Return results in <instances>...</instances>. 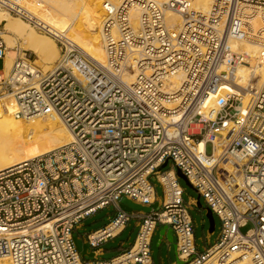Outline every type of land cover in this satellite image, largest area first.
I'll list each match as a JSON object with an SVG mask.
<instances>
[{"label":"built area","instance_id":"obj_1","mask_svg":"<svg viewBox=\"0 0 264 264\" xmlns=\"http://www.w3.org/2000/svg\"><path fill=\"white\" fill-rule=\"evenodd\" d=\"M242 4L264 8V0H212L206 12L189 0H104L101 61L51 31L28 0H0V10L52 36L62 59L43 70L0 32V98L16 119L53 113L71 134L66 144L0 170V256L10 264H150L152 235L167 225L182 264H264V81L243 88L246 102L230 94L208 104L249 58L230 43L264 33V26L253 29ZM166 11L182 23L168 25ZM261 42L257 58L264 61ZM10 49L16 56L5 71ZM177 170L219 218L218 238L204 251L196 249ZM151 175L162 187V206L140 216L130 247L109 259L82 256L76 227L113 205L115 215L83 239L98 248L117 236L136 216L120 205L122 197L154 201Z\"/></svg>","mask_w":264,"mask_h":264},{"label":"bare ground","instance_id":"obj_2","mask_svg":"<svg viewBox=\"0 0 264 264\" xmlns=\"http://www.w3.org/2000/svg\"><path fill=\"white\" fill-rule=\"evenodd\" d=\"M50 1L54 2L55 5H50L47 8L44 6L43 0H28V9L46 23L51 31L56 34H62L65 39L77 44L90 55L102 61L104 59V46L100 30L102 18L100 19L99 15V1ZM84 1L88 4H85ZM110 1L118 4L122 0ZM156 1L166 2L168 0ZM189 1L191 8L194 10L206 12L212 0ZM241 7L244 12L253 16L252 27L254 30L264 26L263 7L251 4H242ZM136 15L137 12L132 13L131 20L133 25H136ZM0 22H4L6 28V32H3L4 35L2 36L11 47L18 46L23 48L27 43L29 44L30 41L35 40L37 32L24 20L13 19L6 11L0 10ZM166 22L170 26L180 25L182 18L177 13L166 11ZM71 27L72 29H70ZM17 37L18 39L21 38V43L16 40ZM260 37L262 38H254L247 41L234 40L230 43L232 49L246 52L249 58L246 63L236 66L235 78L231 85H222L216 93L210 96L209 105H213L218 98L230 94L240 95L246 102L248 95L245 94L246 91L243 88L247 85L261 86L264 81V61L257 58V56L261 50V41H264V33ZM41 43L31 52L36 57H39L43 51L46 52L42 58V64H50L48 70H52L55 68L57 60H62L61 56H59V51L55 42L50 41L47 37L43 38ZM14 58V56H6L5 71L9 69ZM132 78V74H129L125 79L130 82ZM2 101L0 100V170L66 144L71 140L70 132L55 114L52 113L44 117H37L38 119L33 118L29 121H24L16 119L10 114L13 106H11L9 101L5 100V103H2ZM4 104L8 106V109H6ZM34 119L36 120L33 121ZM50 123L53 125H50ZM199 146L203 148L204 142H200ZM219 151V149L216 150L215 155ZM220 168H222V164ZM0 264H10L9 258L1 255Z\"/></svg>","mask_w":264,"mask_h":264},{"label":"rangeland","instance_id":"obj_3","mask_svg":"<svg viewBox=\"0 0 264 264\" xmlns=\"http://www.w3.org/2000/svg\"><path fill=\"white\" fill-rule=\"evenodd\" d=\"M99 1V15H100V19L103 18L102 17V8H101V3L102 1L104 0H98ZM112 1H115V0H112ZM45 4H44V3ZM43 4L44 6H46L47 8L50 6V5H55L54 2L50 1V0H46L44 1L43 0ZM89 2V1H87ZM49 3V4H48ZM85 4H88L86 3V1H84ZM84 5V4H82ZM11 18H15V19H20L18 17H15V16H11ZM102 20V19H101ZM27 23V22H26ZM29 25V24H28ZM31 26V25H30ZM32 27V26H31ZM36 32H37V35L35 37V40L34 41H30V43L26 44L25 46H23L22 49H26V50H34L36 49L37 46L41 45L42 41H43V38L47 37L50 39V41H54L55 44H56V48L57 50L59 51V56H60V49H59V43L56 42L52 36L50 35H47L45 34L44 32L42 31H39L37 30L36 28L32 27ZM72 29V27L70 28ZM0 32H1V35H4L3 32H6V28H5V25H4V22H0ZM3 37V36H2ZM4 38V37H3ZM20 39V40H19ZM18 37L16 38V40H18L19 43L22 42L21 38ZM5 40V38H4ZM88 40V39H87ZM6 41V40H5ZM7 43V42H6ZM7 46L8 47H11L8 43H7ZM13 48V47H11ZM87 49V47H85ZM88 50V49H87ZM89 51V50H88ZM46 54V52L43 51L42 54L39 55V57H36V55L34 53H32V58L35 59V63L38 64L43 70H48L49 69V66L50 64L46 63V64H42V58L43 56ZM7 56H16V51L10 49L8 52H7ZM14 60V59H13ZM45 65V66H44ZM3 66V61L2 59H0V69L2 68ZM0 100L2 101V103H5V99H1ZM5 106V104H4ZM6 109H8V106H5ZM10 114L12 115L11 111H10ZM13 116V115H12ZM38 119V118H36ZM36 119H34L33 121H35ZM50 125H53L50 123ZM207 152H210V146L207 147ZM170 166V163H168L166 166H164V169L166 168H169ZM236 169V168H235ZM233 171V177H237L238 175V171L237 169ZM150 182L154 185L155 187V190L157 192V194H162V187L161 185L156 181V178L151 175L150 176ZM178 184L181 186V188L183 189V192H182V197H183V200L184 201H187L190 197H193V198H197L198 194L197 192L195 191V189L190 186L184 179L178 177ZM201 204H202V207H205V204H204V200L202 198H199ZM125 202L128 203V205L130 207H132L133 209H141V210H145V211H149L150 209L149 208H144L142 206H140L139 204H135L132 201H127L125 200ZM111 210V207H106L102 210H99L97 213H95L94 215L92 216H89L88 218H86L84 220V224H85V229L86 230H93L101 225H103L106 221H107V215H108V212ZM189 214L192 218V222H193V232H194V235H195V238L197 239V243L199 245H203V241H202V238L203 236L206 234V232H208V229H209V221L205 215V210L202 209V208H198L197 206L196 207H190L189 208ZM213 218H214V230L211 234V237H210V241L211 243L215 242V239H216V236L218 234V231L220 229V221H219V218L213 214ZM251 227V224L248 223L246 226L242 227L241 228V231L242 232H245L246 230H248L249 228ZM121 238L125 239V236H121ZM78 243H81L80 240H78ZM152 251H153V256L154 258L158 261V258L159 256H163L164 258V261L166 264H169L170 262H172L173 260H176V256H175V250H174V241L171 242V248L169 251L166 250V248H160L158 245H157V239L156 237L153 239L152 241ZM110 255V254H109ZM105 257H108V255H106Z\"/></svg>","mask_w":264,"mask_h":264},{"label":"crops","instance_id":"obj_4","mask_svg":"<svg viewBox=\"0 0 264 264\" xmlns=\"http://www.w3.org/2000/svg\"><path fill=\"white\" fill-rule=\"evenodd\" d=\"M125 200L132 201V200L126 198V197H122L119 203H122L124 205L129 206L128 203L125 202ZM162 202H163L162 194H157V193L155 195L154 201L151 204H140V203L134 202L135 204H139L140 206H142L144 208H149L150 210L149 211H145V210H141V209L138 210V209H133L132 207L129 206L131 208L129 211L134 212L136 216H133L132 218H130V220L126 223L124 229L117 236H115L114 238H111V239L103 242L98 248H92L89 245H87V252L88 253L92 252L93 255L92 256H86L85 255L84 257L87 258V259L88 258L109 259V258H112L113 256H116L119 253L125 251L126 249H128L130 247V245L132 244L135 236H136V233H137V230H138V226H139V223H140V216L142 214L149 213L152 209H155V210L160 209L161 206H162ZM185 202L187 204L188 209L190 207H196L197 206L196 205L197 198L190 197ZM107 207H111V210L108 212L107 221L105 223H107L110 220V218H112L115 215V213H116L115 206L109 205ZM103 225H101V226H103ZM101 226H99V227H101ZM163 226L164 225H157V227H156V229H155V231H154V233L152 235L151 244H150V251H151V263L150 264H166L165 261H164L163 256H161V255L159 256L158 261H157L154 258L153 251H152V241H153V239L155 237L157 239V245L160 248H162V249L166 248L167 251H169L170 248H171V241L167 237L166 233H163L162 235H159V231L163 228ZM88 231H91V230H86L85 229L84 220L74 230V236L76 237L77 243H78V240L81 241V243H78L79 245H82L83 243H85V240L83 239V234L88 232ZM212 232L213 231H210L208 229V232H206V234L203 236V238H202L203 245H199L197 243V239L195 238L196 249L198 251H204L206 248H208L210 245H212L214 243V242L211 243V241H210V237H211ZM219 232H220V229L218 231L216 239L218 238ZM171 234H172V241H174V250H175L176 260H173L169 264H182L181 261L177 257L176 243H175V241H176L175 234H174L173 231H171ZM123 235L125 236V239L121 238V236H123ZM216 239H215V241H216ZM106 255H108V257H105Z\"/></svg>","mask_w":264,"mask_h":264},{"label":"water","instance_id":"obj_5","mask_svg":"<svg viewBox=\"0 0 264 264\" xmlns=\"http://www.w3.org/2000/svg\"><path fill=\"white\" fill-rule=\"evenodd\" d=\"M166 164H167V160L161 165V167H164V166H166ZM177 176L178 177H180V178H182V179H184L190 186H192L189 182H188V180L186 179V177L179 171V170H177ZM199 195L197 196V202H196V205L199 207V208H202V209H204L205 210V215H206V217H207V219H208V221H209V230L210 231H213V229H214V218H213V213H212V211L208 208V207H202V204H201V202H200V200H199ZM120 205L125 209V210H130L131 208L129 207V206H127V205H124V204H122V203H120ZM171 228L169 227V226H167V225H164L163 226V228L159 231V235H162L163 233H166V235H167V237L169 238V240L172 242V234H171ZM74 242H75V245H76V249L80 252V254L82 255V256H92L93 255V253L92 252H90V253H88L87 252V244L86 243H83L82 245H79L78 243H77V241H76V237L74 236Z\"/></svg>","mask_w":264,"mask_h":264}]
</instances>
